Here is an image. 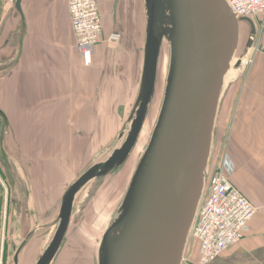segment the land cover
Here are the masks:
<instances>
[{
    "label": "water",
    "instance_id": "95a60500",
    "mask_svg": "<svg viewBox=\"0 0 264 264\" xmlns=\"http://www.w3.org/2000/svg\"><path fill=\"white\" fill-rule=\"evenodd\" d=\"M23 1L15 0L22 26L19 44L25 31ZM143 2L144 65L131 112L112 143L64 191L50 224L52 236L34 264H53L79 197L91 184L119 171L133 153L155 97L165 43L170 60L160 112L124 199L103 234L98 264H183L209 181L225 80L248 58L257 29L253 20L238 18L227 0ZM241 24L249 25L250 36L236 58ZM6 171L11 181L13 175ZM32 234L16 251L15 264Z\"/></svg>",
    "mask_w": 264,
    "mask_h": 264
},
{
    "label": "crops",
    "instance_id": "0c3cea01",
    "mask_svg": "<svg viewBox=\"0 0 264 264\" xmlns=\"http://www.w3.org/2000/svg\"><path fill=\"white\" fill-rule=\"evenodd\" d=\"M66 2L68 3V0ZM98 3L103 19L104 35L93 58L97 59V53L102 50L106 59L113 55L111 58L114 60L118 52L117 62L121 60L129 62L131 60L132 64L135 62L134 66L140 70L137 87L139 89L144 65L146 28L144 2L143 0H98ZM63 4V0H24L22 11L25 31L19 44L22 26L15 8V0H0V146H2L0 150H3L2 154L7 156L6 168L13 175L11 181L8 177L10 182L6 205L0 200L2 251L10 226L8 216L16 215L15 208L12 209L10 204L12 196H16L15 190L22 187L25 204L29 206L28 211L32 212V216H42L43 207L39 208V206L50 202L48 194L51 193L48 192V187L60 189L63 186L60 185L61 182L56 181L50 183V186L47 185L44 174L47 171L41 168V156H37V153L41 152L49 141L55 142L56 147L63 148L64 108L73 110L70 117L68 116L70 120L65 122L68 126H73V123L78 125L80 119L90 118L88 113L91 103V72L101 69L103 77L106 70V66L99 63L100 61L95 63L93 70L91 66H84L76 48L68 5L65 4L64 8ZM62 12L66 13L72 34L68 52L63 49L56 51L49 49L52 48L50 45L54 41L53 32L50 30L58 27V19ZM253 21L258 31L254 48L251 50L245 72L225 96L218 118L217 140L221 141L222 153L218 161L230 157L236 168L234 185L257 207L258 211L245 229L243 239L210 264H264V16L254 18ZM244 27L249 25L245 24ZM116 32L122 35V40L118 51L112 52L105 42ZM101 45L104 47L100 48ZM18 50H20L19 54ZM121 55L124 59H119ZM65 59L67 65L72 67L71 75L74 79L71 80L73 84L70 92L73 93L71 100L64 94L63 81L56 80L58 74L63 77ZM42 76L44 80L41 79ZM51 92L60 94L53 96ZM47 100L48 103L45 104L44 101ZM81 103L87 113L80 115L76 109ZM54 106L56 108H53ZM45 108H50L51 111L41 113ZM31 109H36L34 116ZM84 122L86 124L89 120ZM22 124L24 128L21 127ZM31 125L40 126L41 133L35 132ZM56 127L57 131L54 132ZM35 149L36 154L33 153ZM50 154L52 155L51 152ZM13 181L20 182L17 188L12 185ZM63 193L61 192L57 201L58 207ZM58 194L60 193L57 191L54 198L53 195L51 198L56 199ZM14 202L13 205L16 204V200ZM5 210L7 216H3ZM11 225L9 233L13 237L20 238L24 235L23 227H19L15 232L19 221L16 223L14 221ZM198 258L199 245L195 242L190 263L186 264H194ZM2 260L1 252L0 264H4Z\"/></svg>",
    "mask_w": 264,
    "mask_h": 264
},
{
    "label": "rangeland",
    "instance_id": "374dc122",
    "mask_svg": "<svg viewBox=\"0 0 264 264\" xmlns=\"http://www.w3.org/2000/svg\"><path fill=\"white\" fill-rule=\"evenodd\" d=\"M63 3V6L65 8V4L68 5V3L66 2V0H63ZM63 18H66V13L64 12H62V14L59 16L57 23L58 27H56L55 30H50L53 32L54 41L50 45L52 48L49 49H55V51L63 49V51L68 52V45H70L71 43L70 38L72 39V34L68 25L67 18L66 20ZM244 26L245 24H241L240 44L236 58H239L243 54L246 42L249 39L250 28ZM139 39L141 40V35L139 36ZM102 44L104 45L105 43ZM119 44L110 45L106 42V46L112 52L118 51V48L120 46ZM103 45H101L102 47L100 48H103ZM165 45L167 46L165 50V57L168 60V67L166 72L167 78L170 60V49L167 44ZM50 51L52 50H49V52ZM250 54L248 55V58L243 62V65L239 70L235 71V69H231V71L229 72L227 76L228 79L225 96L233 86V84H235L245 72ZM117 55L118 52L114 56V60H112L111 58L113 57V55L108 56L106 59L104 52L100 50V53H97L96 55L97 59H91V64L87 65L83 61L84 66H91V69L95 66V63H98L99 61V63H103L104 67L106 66V70L104 71L105 74L103 75V77L101 75L103 72L101 69H92L93 73L91 72V103L89 108L90 112L88 113L90 118L80 119L78 125L76 123H73V126H68V124L66 125L65 122L70 120L68 116L73 112V110L64 108L63 116L65 125L64 135L62 138V144H64L63 148L56 147L55 142L49 141V143L47 142V144H45L46 147L43 148L41 152H38L39 154L37 153L36 149L35 151H33L34 154L37 153V156H41V168L47 171V173H44L47 185L50 186V183H54V181H56L61 182L60 185L62 184L63 186L60 189L48 187L47 190L49 193H51L48 194L50 202H48L47 204L43 203L41 207L39 206V208L43 207L41 209L44 212L42 214V223L49 224V229L44 231V234L42 235L38 234L30 242V250L37 249V251H40L43 245H45L46 242L50 240V237L52 235L51 233L54 229V227L50 228V224L55 220L57 216V201L60 199L61 192H64L67 187L77 177H79L85 171V169L95 160L96 156L102 153L112 143L114 138L121 131L125 121L127 120L131 112L138 90L137 87L140 79V70H138V68L134 66L136 65L135 62L133 64L131 63V60L130 62L126 60L117 62ZM162 58L163 57L160 56V65L162 62ZM119 59H124V56H119ZM63 62V77H60L58 74L56 76V80H59L60 82L61 80L63 81L62 85L64 86V94L66 96H69L68 98L71 100V96L73 95V93H70L71 87L73 86L71 82V80L73 79V76L71 75L72 67L69 64L67 65L66 59ZM106 62L108 65H106ZM117 63L118 65H116ZM166 78L163 83V88L160 89L154 112L151 113L150 118L148 117L149 119L145 123L146 126H144V129L140 135L141 140L139 138V142L126 164L111 176H108L101 181H97L91 184L79 197L76 203L67 237L53 264H98V253L103 234L105 233L117 209L120 207L124 199L137 163L149 143L150 136L156 124L158 114L163 102ZM41 79L44 80L43 76ZM67 90H69V92H67ZM57 94L58 92L52 93L53 96ZM225 99L226 97H224V100ZM44 103L47 104L48 100L44 101ZM54 104L56 105L55 102ZM153 104L154 100L152 105ZM82 107L83 103L80 104L78 108L79 110L76 109V111H78L80 115L82 113H87V111ZM53 108H56V106H54ZM35 110L36 109H31L32 116L35 115ZM25 111L27 112L28 108L25 109ZM41 111V113H45L51 110L50 108H45ZM88 120L89 122L84 124V121L87 122ZM21 127L24 128V125L22 124ZM49 127L50 125L47 126V128ZM60 127L61 126H59V128ZM31 128H34L35 132L37 133L40 132V126L38 125H31ZM55 131H57V127L55 128L54 132ZM72 132L74 133L72 134ZM71 134L73 135V137ZM142 139H144V141ZM141 141H143L144 143ZM2 151L3 150H0V200L4 201L3 204L6 205L9 194L10 181L8 182L6 171V166L8 164L7 156H4L2 154ZM50 152L52 153V155L50 154ZM214 152V158L211 162V179L219 173L218 171L221 168L222 161H218L222 154L220 140H217ZM55 153H61V155L56 156ZM216 159L218 162L216 161ZM19 184L20 182H14L12 185H14V188H17ZM57 191L60 194H58L56 199H52V195L54 198ZM22 193L23 192L21 187L15 190L16 196H12L11 199V202H14L16 200L15 218L17 221H20L22 219V221L26 222L28 220L31 228L32 222L29 218L30 214L29 211L26 212V209L28 210L29 206L28 204H25L24 196L22 195ZM3 216H7L6 210L4 211ZM193 248L194 242L191 241L184 256L186 263H190V256L192 254ZM91 249L94 252H92V257L90 254ZM88 250H90V252ZM1 252L2 246H0V255ZM37 255L38 252H35L32 256H30L29 261L31 260V263L32 261L34 262L37 258Z\"/></svg>",
    "mask_w": 264,
    "mask_h": 264
},
{
    "label": "built area",
    "instance_id": "2783aa9c",
    "mask_svg": "<svg viewBox=\"0 0 264 264\" xmlns=\"http://www.w3.org/2000/svg\"><path fill=\"white\" fill-rule=\"evenodd\" d=\"M228 2L239 18L264 16V0ZM68 6L77 50L90 64L104 35L98 0H68ZM121 38L113 33L106 42L116 45ZM218 172L210 181L194 225L192 240L199 245V258L194 264H210L238 244L257 213L256 206L233 183L236 168L229 156L224 157Z\"/></svg>",
    "mask_w": 264,
    "mask_h": 264
},
{
    "label": "flooded vegetation",
    "instance_id": "af4514ba",
    "mask_svg": "<svg viewBox=\"0 0 264 264\" xmlns=\"http://www.w3.org/2000/svg\"><path fill=\"white\" fill-rule=\"evenodd\" d=\"M22 195H24V190L22 188ZM15 203V202H14ZM12 205V209L13 207L15 208V205H13V202L10 203ZM59 208V207H58ZM26 212H28V210L26 209ZM30 220L32 222L31 224V228H30V224H29V221L27 220L26 222L25 221H22V219L19 221V225L17 229H15V232H17V230L19 229V227H23V232H24V235H22L20 238H17V237H13L11 235L10 232V226H12L11 224H13V222L15 221L16 223V218L14 216H8V224L10 223V226H9V231L7 232V238H6V242L4 244V248H3V251H2V258H3V262L4 264H6L7 262L9 264H15L14 263V256H15V253L16 251L18 250V248L20 247V245L24 242V240L31 234H32V237L30 238V240L25 244V246L23 247L21 253H20V256H19V264H34L36 262V260L38 259L39 255L41 254V252L44 250L45 246L47 245L48 242H46L45 245H43V247L40 249V251H37V249H32L30 250L29 248V244L30 242L39 234V235H42L44 234V231H46L47 229H49L48 225L49 224H45V223H42V216H32V212L30 213ZM52 223V222H51ZM52 228V227H50ZM54 231V229H53ZM52 231V233H53ZM51 233V234H52ZM52 236V235H51ZM51 238V237H50ZM35 252H38V255H37V258L35 259V261L31 263V260L29 261L30 259V256H32ZM34 260V259H33Z\"/></svg>",
    "mask_w": 264,
    "mask_h": 264
},
{
    "label": "bare ground",
    "instance_id": "6f19581e",
    "mask_svg": "<svg viewBox=\"0 0 264 264\" xmlns=\"http://www.w3.org/2000/svg\"><path fill=\"white\" fill-rule=\"evenodd\" d=\"M166 44V43H165ZM163 45V48H162V52H161V56L163 57L162 58V62H161V65L159 64V71H158V77H157V86H156V93H155V97H154V104L152 105L151 109H150V112H149V115L148 117L150 118L151 116V113L154 112V108H155V105L157 103V99L159 97V93H160V89L163 88V83L165 81V78H166V72H167V63H168V60L166 59V45ZM164 55V56H163ZM246 60V59H245ZM234 64V63H233ZM165 70V71H164ZM228 76V75H227ZM227 77H226V80H225V84L227 85ZM147 117V120L149 119ZM153 118H154V115H153ZM146 126V125H145ZM146 128V127H145ZM144 129V128H143ZM145 139V138H144ZM144 139H142L144 141ZM140 140H141V137H140ZM141 141V142H143ZM144 143V142H143ZM94 247V246H93ZM91 248V247H90ZM95 249V248H94ZM90 252V250H88ZM92 249H91V257H92ZM94 253V252H93ZM89 255V254H88ZM93 259V258H92ZM93 261V260H92ZM214 261V260H213Z\"/></svg>",
    "mask_w": 264,
    "mask_h": 264
}]
</instances>
